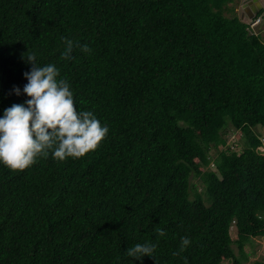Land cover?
<instances>
[{
	"label": "trees",
	"instance_id": "trees-1",
	"mask_svg": "<svg viewBox=\"0 0 264 264\" xmlns=\"http://www.w3.org/2000/svg\"><path fill=\"white\" fill-rule=\"evenodd\" d=\"M237 1L0 0V118L30 99L32 53L109 129L80 158L0 162V264H264L245 249L264 236V4ZM62 37L91 52L62 59Z\"/></svg>",
	"mask_w": 264,
	"mask_h": 264
},
{
	"label": "clouds",
	"instance_id": "clouds-1",
	"mask_svg": "<svg viewBox=\"0 0 264 264\" xmlns=\"http://www.w3.org/2000/svg\"><path fill=\"white\" fill-rule=\"evenodd\" d=\"M246 1L242 0L240 5ZM61 39L66 45L62 53L64 60L72 59L75 46L85 53L91 52L87 44ZM26 59L32 68L24 73L28 83L23 92L30 99L7 108L0 118V162L13 171L22 172L34 165L38 157L46 158L50 151L58 161L80 158L95 151L107 137L108 127L102 125L92 111L77 110L70 84L66 79H57L60 72L54 64L38 66L32 53H28ZM15 91L20 94L19 88ZM157 232L160 236L165 234L163 229ZM190 244L188 237H182L180 251ZM155 248L152 243H137L129 247L126 254L138 260L144 256L156 259Z\"/></svg>",
	"mask_w": 264,
	"mask_h": 264
},
{
	"label": "rangeland",
	"instance_id": "rangeland-1",
	"mask_svg": "<svg viewBox=\"0 0 264 264\" xmlns=\"http://www.w3.org/2000/svg\"><path fill=\"white\" fill-rule=\"evenodd\" d=\"M241 2H242V0H238L237 2L231 3V4L234 7V11L238 15L240 14L242 19H246L245 15H244V14H246V13H244V8L242 9V5H240ZM260 2L262 5L264 4V0H260ZM262 21H264V18H262ZM263 24H264V22H263ZM257 28L260 30L262 36L264 37V26L259 24L258 26L254 27V30L257 31ZM258 130H260L259 127H258ZM227 136H228L229 140H234L237 137L239 138L240 133L238 131H236L235 129L230 127L228 132H227ZM240 140H241V138H240ZM209 167L214 168V166L212 164H210ZM234 232H235V227L232 225L231 226V233L234 234ZM245 249L248 251H253L252 253L249 254V260L247 262H249L255 258H260L261 256H264V236L255 238L252 244H247L245 246ZM247 262H245V263H247ZM226 264H229V263L226 262Z\"/></svg>",
	"mask_w": 264,
	"mask_h": 264
},
{
	"label": "water",
	"instance_id": "water-1",
	"mask_svg": "<svg viewBox=\"0 0 264 264\" xmlns=\"http://www.w3.org/2000/svg\"><path fill=\"white\" fill-rule=\"evenodd\" d=\"M262 6L259 0H247L243 3L242 7L244 8L245 13L248 16H252V14Z\"/></svg>",
	"mask_w": 264,
	"mask_h": 264
},
{
	"label": "built area",
	"instance_id": "built-area-1",
	"mask_svg": "<svg viewBox=\"0 0 264 264\" xmlns=\"http://www.w3.org/2000/svg\"><path fill=\"white\" fill-rule=\"evenodd\" d=\"M254 23H255V21H252V22L250 21V24H254Z\"/></svg>",
	"mask_w": 264,
	"mask_h": 264
}]
</instances>
